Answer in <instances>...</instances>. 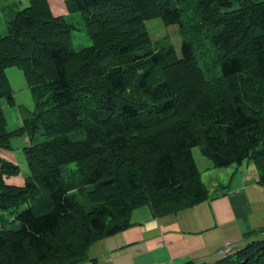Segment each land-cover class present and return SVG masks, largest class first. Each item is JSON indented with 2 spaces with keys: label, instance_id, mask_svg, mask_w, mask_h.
<instances>
[{
  "label": "trees",
  "instance_id": "trees-1",
  "mask_svg": "<svg viewBox=\"0 0 264 264\" xmlns=\"http://www.w3.org/2000/svg\"><path fill=\"white\" fill-rule=\"evenodd\" d=\"M188 1L6 6L0 148L28 137L30 173L9 183L21 167L0 155V211L14 216L0 220V264H78L142 206L162 216L207 200L196 147L214 168L253 162L264 186V0H193L187 16L180 3ZM72 12L92 40L80 50L65 18ZM153 18L178 24L181 56L168 38L152 40ZM12 66L23 70L35 108L9 130L2 99L16 104ZM70 163L77 179L64 175ZM212 264H264V238Z\"/></svg>",
  "mask_w": 264,
  "mask_h": 264
},
{
  "label": "crops",
  "instance_id": "crops-1",
  "mask_svg": "<svg viewBox=\"0 0 264 264\" xmlns=\"http://www.w3.org/2000/svg\"><path fill=\"white\" fill-rule=\"evenodd\" d=\"M28 1L5 0L3 5L25 7ZM194 157L206 184L215 181L207 200L162 216L142 206L133 212L130 227L95 242L78 264H212L225 242H233L231 254L263 239L264 186L256 166L248 161L214 168L200 151L194 150Z\"/></svg>",
  "mask_w": 264,
  "mask_h": 264
},
{
  "label": "rangeland",
  "instance_id": "rangeland-1",
  "mask_svg": "<svg viewBox=\"0 0 264 264\" xmlns=\"http://www.w3.org/2000/svg\"><path fill=\"white\" fill-rule=\"evenodd\" d=\"M3 1L0 0V33L2 35L7 34V24L5 20L4 13L8 8L6 5H3ZM11 1V0H7ZM261 1V0H255ZM26 4V1L24 2ZM24 4V5H25ZM181 7L185 8L186 15L192 14V9L194 8L193 0L188 2L180 3ZM23 7V6H22ZM239 7V4L234 2L231 6L223 7L222 11L231 10ZM66 20L75 25V29L73 30L74 34V46L76 49L80 50L84 47H87L92 44V40L88 35L87 31L84 27L83 18L81 12H72L66 14ZM147 28L150 32L153 41L160 40L162 38H168L176 48L177 53L181 56V45H182V37L178 30V24H165L161 18H153L146 22ZM214 52V51H213ZM198 53H201V50L198 49ZM215 54V53H213ZM201 64L206 68V60L204 54L200 55ZM7 75L10 79L12 88L14 90V97L16 104L9 105L6 99H2V105L4 111L7 116L8 121V129L13 130L20 126L22 121V113H26L29 111H33L35 108V101L32 95V92L27 84L25 75L23 70L19 67L12 66L6 69ZM220 74V66L218 65L216 69L211 73V76ZM29 143V139L26 136H15L12 138V149H2L0 148V155L18 163L21 167V172L17 176L9 177V183L14 184H23L25 181V177L30 173L28 164L23 152V147ZM195 151H200L199 147L194 148ZM254 164L253 162H251ZM255 165V164H254ZM76 164L70 163L66 166L64 171V175L69 179H77L76 177ZM204 178V177H203ZM205 180V178H204ZM207 181V185L209 186V190L214 187V179L210 182ZM24 206L20 208L23 209ZM14 216L9 211H0V220L1 221H12ZM11 226V225H10Z\"/></svg>",
  "mask_w": 264,
  "mask_h": 264
},
{
  "label": "built area",
  "instance_id": "built-area-1",
  "mask_svg": "<svg viewBox=\"0 0 264 264\" xmlns=\"http://www.w3.org/2000/svg\"><path fill=\"white\" fill-rule=\"evenodd\" d=\"M233 248V242L231 241H228V242H225L216 252V255L215 257L217 259H223V258H226L231 250ZM204 261H194L192 262L191 264H203Z\"/></svg>",
  "mask_w": 264,
  "mask_h": 264
},
{
  "label": "water",
  "instance_id": "water-1",
  "mask_svg": "<svg viewBox=\"0 0 264 264\" xmlns=\"http://www.w3.org/2000/svg\"><path fill=\"white\" fill-rule=\"evenodd\" d=\"M255 251L251 252L244 260H243V263L244 262H247L249 260V258L251 257V255L254 253Z\"/></svg>",
  "mask_w": 264,
  "mask_h": 264
},
{
  "label": "clouds",
  "instance_id": "clouds-1",
  "mask_svg": "<svg viewBox=\"0 0 264 264\" xmlns=\"http://www.w3.org/2000/svg\"><path fill=\"white\" fill-rule=\"evenodd\" d=\"M224 259V258H223ZM219 260V259H218Z\"/></svg>",
  "mask_w": 264,
  "mask_h": 264
}]
</instances>
